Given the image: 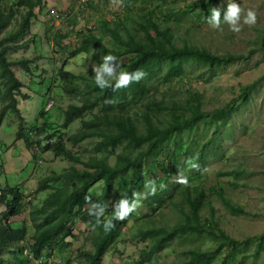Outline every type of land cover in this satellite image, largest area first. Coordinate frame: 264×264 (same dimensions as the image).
Segmentation results:
<instances>
[{"label":"trees","instance_id":"1","mask_svg":"<svg viewBox=\"0 0 264 264\" xmlns=\"http://www.w3.org/2000/svg\"><path fill=\"white\" fill-rule=\"evenodd\" d=\"M123 1L132 5L146 0ZM219 1L191 3L189 10L199 19L202 14L208 18L211 14L209 9ZM45 6V0H0V104L4 106L0 125L8 111L16 114L20 120L18 139L23 140L27 148L36 150L43 143L46 125L51 129V124L44 123L41 128L34 126L28 130L24 127L25 120L18 108V100H27L28 96L23 93L25 86L18 81L15 69L31 74L33 62L24 57L10 59L9 56L10 53L26 50L29 42L34 41V38H30L26 42L28 38H25ZM174 17L178 15L166 16L164 21L157 22L149 16L123 29L120 20L113 21L114 24L100 21L98 30L101 36L87 30L75 34L79 43L69 51V59L82 54L90 56L93 50H97L101 56L111 54L126 59L123 70L131 72L139 69L145 72V76L138 83L113 91L111 88H98L93 72L91 79L89 76L60 71L58 80L62 83V92L73 101L64 112L61 128L68 130L79 121L80 129L65 140L60 135L47 137L43 150L84 169L73 166L68 172L54 173L39 182L36 194L46 193L40 209L32 206L29 202L32 196L26 195L20 187L0 189V206L5 207L0 214V264H52L48 259L56 252L63 258L59 264H102L103 257L115 249L123 230L134 227V212L123 221L114 220L115 228L105 232L102 225L96 224V218L89 216L85 197L93 185L102 182V194L91 198L93 202L108 204L102 221L112 218V187L119 183L117 201L125 194L131 198L133 191L141 192L142 175L137 170L143 160L150 161L157 172L163 173L162 183L167 187L149 196L142 205L153 215L168 210L174 219L172 225L156 226L149 222L146 229H138L134 238L150 242L149 251L141 253L140 263L153 260L171 243L209 241L211 246L207 250L201 247L189 249L184 259L177 260L175 264H246L249 257L239 258V247L245 243L230 238L221 230L210 197H215L234 216L248 213L231 201L223 185L206 192L202 183L197 184L205 176L208 158L217 156L221 149L218 137L208 138L196 149L177 142L171 146L170 141L195 129L207 119L226 122L231 114L247 104L252 87L243 89L226 106L213 111L203 110L202 97L198 93H193L184 104H180L170 102L167 93H161V98L155 99L152 91L156 90L155 81H159L157 85L162 88L171 85L174 79H181L189 64L204 65L210 74H214L218 69L245 62L248 57L232 53L218 55L188 44L178 47L171 30V18ZM104 38L112 40V50L104 45ZM64 39L65 36L59 35L55 39L56 46ZM139 107H143V112L134 113ZM45 115L43 112L42 118ZM90 140L97 142L93 147V156L87 161L74 156L68 148V145L78 147ZM39 158L40 155H33L32 161L36 163ZM112 158L115 159L114 165L110 164ZM189 158L194 159L199 168H189L186 164ZM181 159H184L189 183L187 186L179 183L175 188L169 181L174 176L173 168ZM131 171L132 175L127 180V174ZM222 175L240 176L234 172ZM243 187L230 183L233 190ZM29 210V221L26 222L24 217ZM75 220L86 225L94 235L91 242L93 251L81 247L74 255L72 244L67 239L77 240L72 225ZM29 240L31 244H28ZM262 251L264 235L259 238L251 257L253 262L257 261Z\"/></svg>","mask_w":264,"mask_h":264},{"label":"rangeland","instance_id":"2","mask_svg":"<svg viewBox=\"0 0 264 264\" xmlns=\"http://www.w3.org/2000/svg\"><path fill=\"white\" fill-rule=\"evenodd\" d=\"M79 1L45 0L44 11L39 14V18L31 26L30 34L25 38H28L26 42L34 38V43L29 42L26 50L10 53V59L24 57L33 62L31 74L15 69L18 81L25 86L23 93L28 96L27 100L22 98L18 100V108L25 120L24 127L28 130L34 126L41 128L44 123L51 124V129L48 124L46 125L43 143H46L47 137L51 135H60L65 140L80 129L79 121L73 123L68 130L61 128L64 112L73 101L63 94L58 76L62 70L76 76H89L92 79L91 72L95 74L94 69L102 63L103 56L97 50H93L90 56L82 54L75 59H69V51L79 43L76 33L78 35L87 30L101 36L98 30L100 21L114 24L113 21L120 20L123 29L149 16L157 22H162L166 16L178 15L171 18L173 26L171 30L178 47L188 44L205 48L218 55L232 53L248 57L247 61L218 69L214 74H210L204 65L189 64L185 68L184 76L179 80L174 79L171 85L159 88L157 85L159 81H155L156 90L152 91V94L155 99H160L161 93H167L166 97L170 102L184 104L193 93H198L202 97L203 110L213 111L226 106L238 97L243 89L252 87L247 104L231 114L226 122H213L207 119L195 129L171 139L170 145L174 146L176 142L184 143L196 149L208 138L218 137L221 149L217 156L211 155L208 158L205 176L201 177L197 184L202 183L206 192L212 187L223 185L231 201L248 213L234 216L225 210L215 197H210L221 230L230 238L245 243L243 247H239L241 250L239 258L249 257L246 264H264V251L256 262L251 259L259 238L264 235V0H232L244 9L243 14L251 9L257 15L256 24L242 23L241 31L238 33L232 32L228 25H222V31L217 30L207 23L205 15L202 14V18L199 19L194 12H190L191 3H206L207 0H146L132 5L123 0H84V4L83 2L78 4ZM230 2L231 0H220L214 3L209 9L210 13L213 9H218L222 18ZM50 12L53 17L56 12H69V19L56 24L50 18ZM59 35L65 36V39L56 46L55 39ZM103 42L108 49H113L112 40L104 38ZM125 62L126 59L116 60L121 67ZM50 102L53 103V107L42 118ZM3 111L4 106L0 104V115ZM140 112H143V107L134 111ZM19 121L16 114L8 111L0 125V189L18 186L26 195L32 196L29 201L32 206L40 209L46 193L36 194L39 182L54 173L68 172L73 166L79 170L84 168L74 165L69 160L55 158L51 152H45L43 143L38 150L27 148L24 141L17 137ZM96 142L90 140L78 147L68 145V148L74 156L87 161L94 154L93 147ZM36 154L40 155L42 161L37 163L32 161V156ZM183 160L181 159L173 168L174 176L169 181L175 188L179 185L176 177L179 174L186 175ZM114 163L115 159L112 158L110 164ZM137 171L142 175L141 192L145 190L144 185L149 179H155L158 184L164 180L163 173L157 172L155 166L148 160H143ZM231 172L240 176L222 175ZM131 175L132 171L127 174V180ZM230 183L244 187L233 190ZM118 185L117 182L110 192L111 205L119 196ZM103 188L102 182L93 185L88 196L99 197ZM3 211L5 207L0 206V214ZM29 213L30 210L25 214L26 222L29 221ZM133 219L134 227L123 230L115 249L103 257L102 264H175L177 260L184 259L189 249L201 247L205 251L211 246L209 241L175 242L169 244L168 248L157 254L153 260L140 263L141 253L149 251L150 242L134 238L138 229H146L148 227L146 223L149 222L156 226L172 225L174 216L168 210L153 215L152 211L142 205L134 212ZM72 225L77 240L68 238L67 242L72 244L74 255L81 247L93 251L91 242L94 235L90 233L89 228L76 220L72 221ZM56 253H52L53 257L48 259L52 264L62 262L63 258Z\"/></svg>","mask_w":264,"mask_h":264},{"label":"clouds","instance_id":"3","mask_svg":"<svg viewBox=\"0 0 264 264\" xmlns=\"http://www.w3.org/2000/svg\"><path fill=\"white\" fill-rule=\"evenodd\" d=\"M243 13L244 9L231 0V2L228 3L226 11H224L222 18L220 10L213 9L211 11V15L207 18V23L221 31L223 30L222 25H228L232 32L238 33L241 31L242 23L246 25H254L257 22V15L255 11L249 9L246 14ZM50 18L53 22H55L51 12ZM116 60L117 57L114 55H104L102 63L94 69V82L101 90L111 88L113 91H117L121 88L128 87L132 83H138L145 76V72L139 69L131 72L123 70L121 65L116 63ZM186 164L192 169L199 168V164L192 158H189L186 161ZM176 182L187 186L189 183L188 176L179 174L176 177ZM166 187L167 185L164 183L158 184L155 179H149L144 185L145 190L143 192L133 191L131 198L125 194L123 198H120L117 202L112 204V218L103 221L101 218L105 216L108 204L93 202L90 196H86L85 202L88 204V214L89 216L96 218V224L98 226L102 225L104 231L109 232L115 228L114 220H125L142 206V202L144 200H146L149 196L156 195L158 191H163ZM28 244H30V240L28 241ZM30 258H32V256Z\"/></svg>","mask_w":264,"mask_h":264},{"label":"built area","instance_id":"4","mask_svg":"<svg viewBox=\"0 0 264 264\" xmlns=\"http://www.w3.org/2000/svg\"><path fill=\"white\" fill-rule=\"evenodd\" d=\"M81 2H83V4L85 3L84 0H83V1L80 0V1L78 2V4H81ZM74 5H75V3H74ZM54 19H55L56 24H58V23H60V22H64V21H66L67 19H69V12L55 13V14H54ZM52 107H53V103L50 102V103L47 105V107H46L45 110H50ZM37 161H38V162H39V161H42V158H39ZM59 263H60V261H59Z\"/></svg>","mask_w":264,"mask_h":264},{"label":"bare ground","instance_id":"5","mask_svg":"<svg viewBox=\"0 0 264 264\" xmlns=\"http://www.w3.org/2000/svg\"><path fill=\"white\" fill-rule=\"evenodd\" d=\"M51 109H52V108H51ZM51 109H50V110H51ZM50 110H45L44 112H45V113H48Z\"/></svg>","mask_w":264,"mask_h":264},{"label":"water","instance_id":"6","mask_svg":"<svg viewBox=\"0 0 264 264\" xmlns=\"http://www.w3.org/2000/svg\"><path fill=\"white\" fill-rule=\"evenodd\" d=\"M36 149V148H35Z\"/></svg>","mask_w":264,"mask_h":264}]
</instances>
